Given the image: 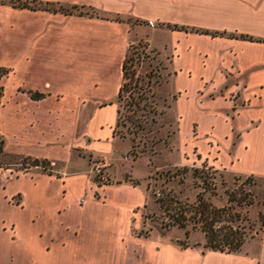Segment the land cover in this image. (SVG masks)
I'll return each mask as SVG.
<instances>
[{"label": "crops", "instance_id": "1", "mask_svg": "<svg viewBox=\"0 0 264 264\" xmlns=\"http://www.w3.org/2000/svg\"><path fill=\"white\" fill-rule=\"evenodd\" d=\"M31 2L0 1V65L10 68L0 77L2 148L63 170L0 164V264H264V227L237 250L139 235L145 191L127 174L97 184L88 173L119 150L136 27L116 16L130 15L161 23L149 42L164 38L171 54L184 157L196 150L211 166L264 178V0ZM73 4L97 13L64 10Z\"/></svg>", "mask_w": 264, "mask_h": 264}, {"label": "rangeland", "instance_id": "2", "mask_svg": "<svg viewBox=\"0 0 264 264\" xmlns=\"http://www.w3.org/2000/svg\"><path fill=\"white\" fill-rule=\"evenodd\" d=\"M159 26L161 23L147 21L133 25L136 29L131 33L127 49L133 61L128 62L141 88H138L139 93L135 89L130 94L126 91L118 100L115 135L119 150L111 157L106 156L110 161L109 180H98L91 171L92 162L88 173L97 184L124 181L126 174L131 183L139 181L137 188L144 190L146 195V205L140 207V220L133 227L139 235L205 247V236L200 228L191 224L166 226L163 222V211L156 198L162 190H172L185 201L193 202L201 196L216 207H229L239 213L233 223L240 226L246 240L264 227V178L211 166L196 150L191 156L184 157L179 145L177 91L173 84L171 54L164 38L165 46H154L149 42L152 34L157 42L160 40ZM2 143L0 136V164L17 162L23 169L63 170L61 161L46 167L41 163L33 165L31 157L3 151Z\"/></svg>", "mask_w": 264, "mask_h": 264}, {"label": "trees", "instance_id": "3", "mask_svg": "<svg viewBox=\"0 0 264 264\" xmlns=\"http://www.w3.org/2000/svg\"><path fill=\"white\" fill-rule=\"evenodd\" d=\"M8 1L14 5L27 6L36 5V2H31V0H0ZM47 4V3H46ZM45 3L40 5H46ZM61 8H64L61 6ZM67 12H78V13H97L95 9H85L83 6L77 4L71 5V8H64ZM117 19H124L134 25L136 22H146L143 19L133 18L132 16H116ZM169 27L174 28H187L184 25L178 24H167ZM189 29L201 30L205 32L215 33L216 31H210L208 29H199L189 27ZM245 36V35H242ZM133 61V58L129 56L126 52L125 58L123 60V79L119 89L118 100L124 97V93L129 91V94L141 86L138 87V79H134V69L130 68L131 63L128 61ZM10 68L0 65V77L7 74ZM129 78V81L127 80ZM131 81V82H130ZM133 83V84H132ZM2 85H0V97L2 95ZM139 93V90L137 91ZM137 103V101H135ZM118 124V120H117ZM116 124V125H117ZM31 157V156H25ZM31 164L46 167L50 164V160L47 158L31 157ZM139 181H135V184ZM160 207L163 211V216L165 218L166 226H178L185 227L187 224H191L192 227L200 228L205 236V247H210L219 250H237L241 247L242 243L245 241V235L240 226L235 225L233 221L238 218L239 213L233 211L229 207L219 206L216 207L206 199L198 196L195 201L188 202L181 199L172 190H162L159 196L156 198ZM146 205V204H145ZM182 245V242L180 243Z\"/></svg>", "mask_w": 264, "mask_h": 264}, {"label": "built area", "instance_id": "4", "mask_svg": "<svg viewBox=\"0 0 264 264\" xmlns=\"http://www.w3.org/2000/svg\"><path fill=\"white\" fill-rule=\"evenodd\" d=\"M110 161L107 157H102L93 162L91 171L95 174L98 180L107 182L109 180L108 166Z\"/></svg>", "mask_w": 264, "mask_h": 264}]
</instances>
